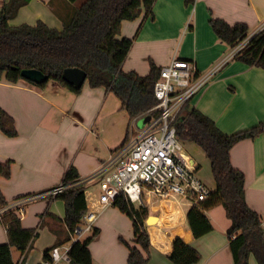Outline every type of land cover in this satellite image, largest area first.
<instances>
[{
	"label": "crops",
	"instance_id": "1",
	"mask_svg": "<svg viewBox=\"0 0 264 264\" xmlns=\"http://www.w3.org/2000/svg\"><path fill=\"white\" fill-rule=\"evenodd\" d=\"M9 0H0V10ZM86 0H30L9 23L63 29L64 20ZM154 18L145 13L134 21H124L121 38L133 39L123 70L147 75L150 63L169 65L175 58L188 60L199 75L217 68L209 83L191 101L226 134L252 128L264 121V69L249 66L231 57L234 48L214 33L211 18L249 26L251 37L264 30V0H156ZM226 61V62H225ZM0 109L15 120L18 135L9 137L0 130V163L11 162L10 178H0V190L9 202L19 197L46 193L63 183L71 167L85 182L87 207L97 210L94 230L99 235L89 245L93 264H128L129 248L135 245L131 218L113 204L101 207L98 194L89 197L90 187L100 180L91 177L126 140L133 119L120 99L105 87L92 88L86 81L79 94L56 81L46 86L21 79L0 81ZM183 142V154L195 167L198 177L211 191L216 182L211 162L194 142ZM203 152V153H201ZM233 165L245 174L248 204L263 219L264 227V133L245 139L231 150ZM139 206V205H136ZM148 217L150 253L147 264H174L169 255L176 238L195 247L201 258L196 264H234L227 230L231 224L222 205L205 213L213 230L199 238L187 222L192 202L180 196L161 198L145 192L143 205ZM65 204L50 197L31 202L21 217L23 226L36 229L37 238L22 254L13 249L16 264H42L44 251L58 244L63 253L78 238L65 223ZM7 231L0 221V244L7 243ZM57 247V246H56ZM146 256L147 254L144 253ZM61 264H71L63 261ZM249 264H259L252 254Z\"/></svg>",
	"mask_w": 264,
	"mask_h": 264
},
{
	"label": "trees",
	"instance_id": "2",
	"mask_svg": "<svg viewBox=\"0 0 264 264\" xmlns=\"http://www.w3.org/2000/svg\"><path fill=\"white\" fill-rule=\"evenodd\" d=\"M29 1L9 0L0 10V81L6 79L15 83L24 79L21 75L24 69H38L49 76V81H56L79 94L83 87L78 90L62 78L65 69L79 68L87 72V82L92 88L105 87L113 92L131 119L157 105L154 87L161 67L151 61L147 75L124 71L123 64L132 48L133 39L121 38L124 21L137 20L143 13L154 18L156 0H86L64 20L62 30L51 28L43 21L34 26H11L9 22ZM195 1L185 0V3L192 5ZM210 25L217 37L231 48L237 47L249 36V26L243 22L230 24L221 18H211ZM234 58L264 69V30L251 37ZM47 83L39 86L44 87ZM176 124L180 140L194 142L206 153L216 182L215 191H211L206 200L193 205L187 213L193 235L199 238L213 230L205 212L222 205L231 221L227 234L234 264H249L252 254L259 264H264L263 219L248 204L245 174L231 160V150L237 143L264 133V121L252 128L226 134L214 120L190 107L189 101L180 110ZM0 130L9 137L18 135L14 118L3 109H0ZM10 176L11 162L0 163V178ZM78 179V172L71 167L63 183L71 184ZM56 198L65 204V223L73 234L88 210L86 187L74 186ZM14 201L9 202L0 190V209L4 210L0 221L8 237L7 243L0 244V264H16L13 249L26 253L38 236L36 229L25 228L18 213L10 208ZM113 205L133 222L135 245L125 242L130 251L128 264H147L151 246L146 224L147 207L134 205L124 194L118 196ZM99 232L95 229L85 240L73 242L69 249L71 264H93L89 245ZM53 248L44 251V260L51 259ZM200 258L195 247L180 237L175 239L169 255L174 264H196Z\"/></svg>",
	"mask_w": 264,
	"mask_h": 264
},
{
	"label": "built area",
	"instance_id": "3",
	"mask_svg": "<svg viewBox=\"0 0 264 264\" xmlns=\"http://www.w3.org/2000/svg\"><path fill=\"white\" fill-rule=\"evenodd\" d=\"M247 43L246 39L235 47L231 57ZM216 71L217 68L199 75L193 63L176 58L161 68L154 87L157 105L133 119L124 143L91 177L92 180H100L101 194L98 201L101 207L113 204L121 194L139 206L143 205L145 192L161 198L180 196L191 201L192 206L211 195V190L201 181L195 167L183 154V142L177 134L176 120L182 107L203 90ZM155 111L157 114H154ZM147 116H150V120L139 126L140 120ZM88 180L61 183L46 193L21 197L10 208H14L22 217L31 202L43 197L55 198L69 188L84 185ZM3 212L0 209V218ZM98 213L88 208L73 236L80 238L93 233ZM69 249L66 248L62 253L60 247H54L51 259L44 260L42 264L70 262Z\"/></svg>",
	"mask_w": 264,
	"mask_h": 264
},
{
	"label": "water",
	"instance_id": "4",
	"mask_svg": "<svg viewBox=\"0 0 264 264\" xmlns=\"http://www.w3.org/2000/svg\"><path fill=\"white\" fill-rule=\"evenodd\" d=\"M21 75L24 79L38 85L47 83L49 81V76L38 69H24ZM87 77V72L79 68H67L62 74V78L78 90L84 86L85 82L87 81ZM146 121L147 120L145 118L140 120V126H143ZM155 219L156 217H149L147 219V223L151 224L153 221H155Z\"/></svg>",
	"mask_w": 264,
	"mask_h": 264
},
{
	"label": "rangeland",
	"instance_id": "5",
	"mask_svg": "<svg viewBox=\"0 0 264 264\" xmlns=\"http://www.w3.org/2000/svg\"><path fill=\"white\" fill-rule=\"evenodd\" d=\"M145 119H146L147 121L150 120V116L145 117ZM139 123H140V122H139ZM139 126H140V124H139ZM201 153H203V152H201ZM96 194H98V196H100V194H101L100 187H99V188L90 187V188L88 189V191H87V195H88L89 197H91V196H93V195H96Z\"/></svg>",
	"mask_w": 264,
	"mask_h": 264
}]
</instances>
